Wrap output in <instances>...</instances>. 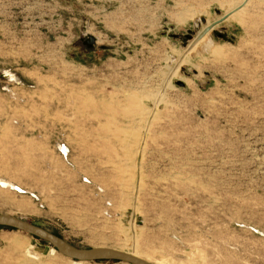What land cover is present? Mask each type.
<instances>
[{
  "label": "rangeland",
  "instance_id": "rangeland-1",
  "mask_svg": "<svg viewBox=\"0 0 264 264\" xmlns=\"http://www.w3.org/2000/svg\"><path fill=\"white\" fill-rule=\"evenodd\" d=\"M245 1L0 0V178L26 191L0 214L81 249L140 229L152 264H264V0L180 37ZM62 256L0 228V264H128Z\"/></svg>",
  "mask_w": 264,
  "mask_h": 264
},
{
  "label": "water",
  "instance_id": "water-1",
  "mask_svg": "<svg viewBox=\"0 0 264 264\" xmlns=\"http://www.w3.org/2000/svg\"><path fill=\"white\" fill-rule=\"evenodd\" d=\"M249 0H246L242 5H240L237 9L232 12L222 14L220 10L215 9L217 15L220 16L218 20H215L212 24H207L205 18H200L194 24L193 29H189L185 31V33H181L180 37L184 43V46L192 47L197 45L203 38L207 37L211 32H214L215 36L218 38H222L225 34H227L226 28H222L220 31H216V26H220L227 19L231 17V15L244 8ZM200 22L204 24V27L201 28ZM96 43L94 37H91L89 40V48L92 49ZM10 78V73L7 74ZM66 149V147H63ZM64 149H62V153L65 154ZM16 191L20 193H24V190L20 188H15ZM0 228L2 229H11L24 232L31 236H34L40 239L43 242L48 243L53 248H55L61 255L66 258L72 259L74 261H82V262H124L128 264H152L143 259L134 257L128 253H124L111 248H91V249H81L77 248L64 239L52 234L51 232L43 229L40 226L27 222L23 219L0 214Z\"/></svg>",
  "mask_w": 264,
  "mask_h": 264
},
{
  "label": "bare ground",
  "instance_id": "bare-ground-1",
  "mask_svg": "<svg viewBox=\"0 0 264 264\" xmlns=\"http://www.w3.org/2000/svg\"><path fill=\"white\" fill-rule=\"evenodd\" d=\"M192 47H194V46H192ZM12 78L14 77V76H11ZM143 103V102H142ZM151 107H148V108H146V112L148 111V113H149V116L147 115V117L148 118H146V119H148V120H145V125H144V131L145 132H148V130H149V128L151 127L150 125H151V117L153 116V117H155V113H156V110L158 109V107H159V104L157 103V102H152L151 101V105H150ZM143 110H144V108H143ZM150 115H151V117H150ZM144 120V119H143ZM135 122H137V121H135ZM140 127V126H139ZM143 127V126H142ZM135 128V127H134ZM142 133V132H141ZM133 136V135H132ZM142 142V141H141ZM64 149V148H63ZM64 151H65V153L67 152L66 151V149H64ZM142 173V172H141ZM20 188L21 190H23L21 187H18L15 183H13L12 181H10V180H5V179H1L0 178V188L1 189H5V190H15V188ZM24 193H26V191H24ZM17 207H19V208H25L26 207V205L25 204H22V203H19V204H17L16 205ZM139 230L140 229H136L135 231H131V233L130 234H127V236L131 239V243H132V249H131V251H123V250H118V251H121V252H124V253H128V254H130V255H133L134 257H137V258H140V259H143V260H145V261H147V262H149V263H151V259L150 258H148V257H145L144 255H143V253L142 252H140L139 250H137V238H138V232H139ZM124 234H125V232H124ZM126 235V234H125ZM10 244V247L11 248H18L19 246H20V243L19 242H17V241H12V242H10L9 243ZM99 248H106V247H99ZM55 249V248H54ZM56 250V249H55ZM115 250H117V249H115ZM57 251V250H56ZM29 253V252H28ZM30 254V253H29ZM32 254H35V253H33L32 252ZM63 257V256H62ZM63 259H68L69 260V258H66V257H63ZM72 260V259H71ZM74 261V260H73ZM76 262H82V261H76ZM82 263H85V262H82Z\"/></svg>",
  "mask_w": 264,
  "mask_h": 264
},
{
  "label": "trees",
  "instance_id": "trees-1",
  "mask_svg": "<svg viewBox=\"0 0 264 264\" xmlns=\"http://www.w3.org/2000/svg\"><path fill=\"white\" fill-rule=\"evenodd\" d=\"M2 229V228H1ZM5 229V228H4Z\"/></svg>",
  "mask_w": 264,
  "mask_h": 264
}]
</instances>
